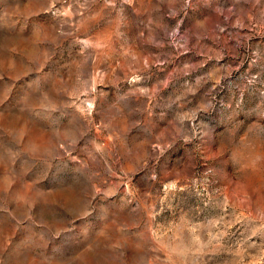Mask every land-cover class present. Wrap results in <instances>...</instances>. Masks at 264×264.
<instances>
[{
  "label": "rangeland",
  "instance_id": "1",
  "mask_svg": "<svg viewBox=\"0 0 264 264\" xmlns=\"http://www.w3.org/2000/svg\"><path fill=\"white\" fill-rule=\"evenodd\" d=\"M0 264H264V0H0Z\"/></svg>",
  "mask_w": 264,
  "mask_h": 264
}]
</instances>
